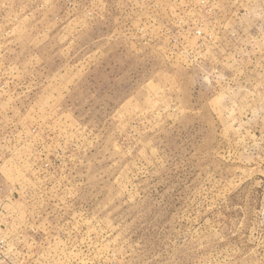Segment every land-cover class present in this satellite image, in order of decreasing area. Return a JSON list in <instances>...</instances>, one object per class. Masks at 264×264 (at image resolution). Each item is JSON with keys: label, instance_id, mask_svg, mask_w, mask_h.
Here are the masks:
<instances>
[{"label": "rangeland", "instance_id": "1", "mask_svg": "<svg viewBox=\"0 0 264 264\" xmlns=\"http://www.w3.org/2000/svg\"><path fill=\"white\" fill-rule=\"evenodd\" d=\"M0 264H264V0H0Z\"/></svg>", "mask_w": 264, "mask_h": 264}]
</instances>
